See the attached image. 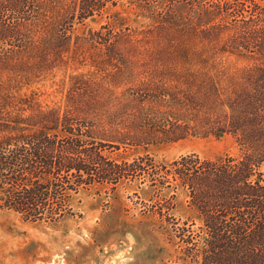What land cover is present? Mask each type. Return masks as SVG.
<instances>
[{"label":"rangeland","instance_id":"rangeland-1","mask_svg":"<svg viewBox=\"0 0 264 264\" xmlns=\"http://www.w3.org/2000/svg\"><path fill=\"white\" fill-rule=\"evenodd\" d=\"M77 2L34 0L26 17L0 15V30L17 31L14 40H0V125L55 110L93 121L108 144L119 145L111 152L117 160L239 154L230 134H217L218 121L256 59L228 50L227 34L204 39L127 5L111 12H119L120 33L107 47V15L71 24ZM147 191L138 183L83 190L75 216L54 224L0 209V264H191L168 226L150 215ZM175 204L174 217L193 229L202 224L185 191L176 192Z\"/></svg>","mask_w":264,"mask_h":264},{"label":"trees","instance_id":"trees-1","mask_svg":"<svg viewBox=\"0 0 264 264\" xmlns=\"http://www.w3.org/2000/svg\"><path fill=\"white\" fill-rule=\"evenodd\" d=\"M33 3L6 0L0 15L25 16ZM120 5L146 10L165 27L199 30L204 39L227 34L228 50L258 61L244 88L226 99L224 123L218 121L217 134H230L239 154L191 153L169 163L149 155L117 160L111 152L119 145L108 144L93 121L49 110L39 121L0 125V209L54 224L75 216L74 199L83 190L113 192L138 183L148 189L150 215L168 226L185 261L264 264V0H78L69 22L107 15L103 44L111 47L120 33L119 12H111ZM1 27L0 40L15 39L14 28ZM180 189L201 219L197 229L172 215Z\"/></svg>","mask_w":264,"mask_h":264}]
</instances>
